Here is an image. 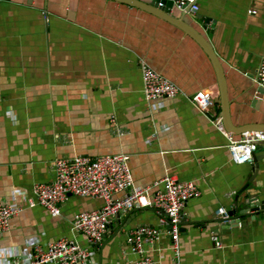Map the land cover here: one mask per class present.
I'll use <instances>...</instances> for the list:
<instances>
[{"label":"crops","instance_id":"crops-1","mask_svg":"<svg viewBox=\"0 0 264 264\" xmlns=\"http://www.w3.org/2000/svg\"><path fill=\"white\" fill-rule=\"evenodd\" d=\"M199 4L201 18L191 22L205 34L207 27L222 62L233 123H264V95L253 80L264 58V0ZM141 61L181 93L151 108ZM203 89L219 97L217 70L205 49L151 12L118 0H0V201L10 200L16 188L52 181L56 158L125 152L137 185L176 175L194 181L202 194L186 206L178 261L162 222L165 212L146 207L112 220L96 263L133 264L141 255L127 243L128 234L148 224L163 232L145 245L157 264H264V209L252 210L264 201V158L258 166L233 160L229 137L189 99ZM215 112L222 114L220 103ZM263 153L264 141L256 154ZM18 202L23 210L0 234V261L2 249L35 237H69L87 245L72 230L73 220L103 205L71 195L53 215L41 205ZM222 206L233 212L232 221L216 215Z\"/></svg>","mask_w":264,"mask_h":264},{"label":"built area","instance_id":"built-area-1","mask_svg":"<svg viewBox=\"0 0 264 264\" xmlns=\"http://www.w3.org/2000/svg\"><path fill=\"white\" fill-rule=\"evenodd\" d=\"M168 0H150L156 7L166 8ZM171 12L198 14L199 0H171ZM256 13V10H250ZM143 79V91L150 107L157 109L168 98L181 93L176 83L158 72L145 61L140 62ZM253 80L264 88V58L259 63ZM191 102L202 112L215 118L218 127L229 137V149L236 163H252L260 142L264 141V131L247 130L238 138L229 132L223 122L222 114L215 112V92L199 90L189 95ZM111 123L117 132L124 131L118 126L115 116ZM130 154L119 152L97 156L77 154L72 157H60L53 161L55 177L50 182H36L31 188H16L10 194V200L0 201V234L10 228L11 220L23 210L18 202L22 198L28 206L41 205L51 214L61 213V204L71 195L92 197L103 201L100 208L83 211L73 220L72 230L83 236L87 245L75 238L60 237L42 241L32 238L24 246H11L2 249L3 260L0 264H98L94 260L102 245L112 220L122 213L134 209L152 207L163 210L167 216L162 222L169 226L172 248L176 259L180 258L179 239L185 209L188 202L201 196L202 192L194 181H181L176 175H167L151 185L141 186L134 182L130 168ZM216 215L222 220L232 221L233 214L220 207ZM242 225L240 221H237ZM161 229L148 225H138L127 237V243L140 254L133 264H157L147 253L145 245L159 240ZM216 245L222 242L215 238Z\"/></svg>","mask_w":264,"mask_h":264},{"label":"water","instance_id":"water-1","mask_svg":"<svg viewBox=\"0 0 264 264\" xmlns=\"http://www.w3.org/2000/svg\"><path fill=\"white\" fill-rule=\"evenodd\" d=\"M121 2L128 3L130 5H133L135 7L144 9L148 12H151L152 14L157 15L158 17L163 18L164 20H167L176 26L180 27L190 35H192L205 49L209 57L211 58L215 69L217 70L218 74V80H219V97L215 99L217 103L221 104V109H222V117H223V122L226 127V129L231 132L233 135H241L244 131L247 130H260L264 131V123H257V124H246V125H241V126H236L231 118V103L228 95V88H227V83H226V76L224 74V68L222 65L221 60L215 53L213 47L209 43L208 38H210V35H208L207 27L205 25L202 26L206 30V34L202 33L192 25L191 20L193 18H201L200 15L195 14H186L183 12L175 11L171 12L170 7L173 5V1L168 0L166 1V8H157L155 3L152 2L150 3V0H118ZM258 92L262 95H264V88L259 87ZM259 149V147H258ZM258 151V150H257ZM264 158V153L262 155L257 156L255 153L253 162L255 166H258L259 160ZM261 209H264V201L262 202L261 205L256 204L253 205L252 210L259 211ZM235 211H239L238 208L235 209ZM233 214V212H231ZM120 217V215H118ZM104 264V263H103Z\"/></svg>","mask_w":264,"mask_h":264}]
</instances>
